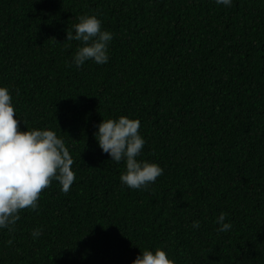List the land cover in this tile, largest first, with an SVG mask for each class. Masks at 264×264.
Instances as JSON below:
<instances>
[{
    "label": "trees",
    "instance_id": "16d2710c",
    "mask_svg": "<svg viewBox=\"0 0 264 264\" xmlns=\"http://www.w3.org/2000/svg\"><path fill=\"white\" fill-rule=\"evenodd\" d=\"M85 15L114 39L108 64L77 69L66 33ZM0 87L21 131L64 140L76 175L0 230V264H133L157 249L264 264V0H0ZM120 117L141 122L139 161L164 170L147 190L123 186L126 165L95 139Z\"/></svg>",
    "mask_w": 264,
    "mask_h": 264
},
{
    "label": "clouds",
    "instance_id": "9594fccd",
    "mask_svg": "<svg viewBox=\"0 0 264 264\" xmlns=\"http://www.w3.org/2000/svg\"><path fill=\"white\" fill-rule=\"evenodd\" d=\"M217 6L231 8L233 0H213ZM79 23L66 33V43L78 42L70 67L79 69L92 62L104 66L110 61V45L114 39L111 32L103 29L95 16H80ZM12 104L9 89L0 87V230H14L20 220V212L31 208L36 211L41 193L58 182L63 194H68L76 181L74 160L64 140L54 131H21L20 121ZM94 133L103 154L110 156L115 164L124 163L126 171L120 182L131 190H147L164 170L157 164L139 161L146 141L140 134L141 122L120 117L105 120L97 125ZM227 217L220 214L216 224L218 231L227 233L232 225L225 223ZM194 222L192 227L200 228ZM41 230L32 232L39 239ZM133 264H174L168 254L160 249L143 251Z\"/></svg>",
    "mask_w": 264,
    "mask_h": 264
}]
</instances>
